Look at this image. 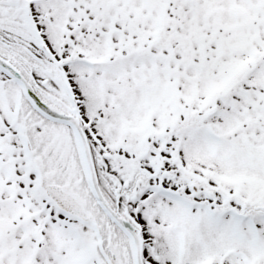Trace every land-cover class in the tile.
Instances as JSON below:
<instances>
[{"label":"snow or ice","instance_id":"obj_1","mask_svg":"<svg viewBox=\"0 0 264 264\" xmlns=\"http://www.w3.org/2000/svg\"><path fill=\"white\" fill-rule=\"evenodd\" d=\"M0 264H264V0H0Z\"/></svg>","mask_w":264,"mask_h":264}]
</instances>
